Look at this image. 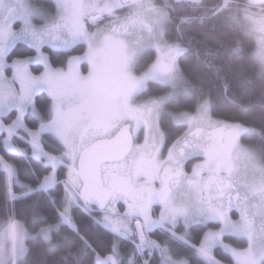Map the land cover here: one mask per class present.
<instances>
[{
  "label": "snow or ice",
  "instance_id": "6c2138e0",
  "mask_svg": "<svg viewBox=\"0 0 264 264\" xmlns=\"http://www.w3.org/2000/svg\"><path fill=\"white\" fill-rule=\"evenodd\" d=\"M213 20L236 37L188 35ZM244 37L254 41L256 71L229 76L222 58L242 57ZM18 44L35 54L12 59ZM47 49L66 63L53 67ZM188 56L195 78L180 66ZM256 79L262 126L218 118L213 91L250 111ZM45 92L41 115L36 98ZM164 125L182 130L171 143ZM246 135L264 138V0H0V150L22 158L28 181L0 155L13 205L0 221V264H28V241L61 236L74 264H222L216 249L229 264H264V148ZM17 202H30L29 221L17 218ZM73 209L111 234L109 248L81 234Z\"/></svg>",
  "mask_w": 264,
  "mask_h": 264
},
{
  "label": "trees",
  "instance_id": "16d2710c",
  "mask_svg": "<svg viewBox=\"0 0 264 264\" xmlns=\"http://www.w3.org/2000/svg\"><path fill=\"white\" fill-rule=\"evenodd\" d=\"M220 2V0H205V3L212 5L215 3ZM213 25H216V31L213 32L212 28ZM202 31H208L212 36L223 40L225 44L229 43L232 39L236 37L235 31L232 29H223L221 25H219L218 21H210L209 24L205 25L203 29L200 26H195L194 29H190L188 31V35H196L199 37ZM243 40V49L244 55L238 59H223L222 63L225 67V71L228 73L229 76H234L237 72L241 69L248 71L249 73H254L256 71L255 64L252 60H250L249 52L254 48V41L244 37ZM52 61L53 66L58 67L62 66V61L66 63V57L62 54H58L56 51L47 49L46 51ZM30 54H35L34 50L28 47L27 45L19 44L16 48L12 51L11 57H20L26 56ZM73 55H80L82 54L79 51H74ZM181 69L185 72L186 75L190 77H197L200 73V69L198 68L196 61L193 56H188L187 58H181L180 61ZM261 81L256 79L253 85L248 90V97L251 98L255 103L256 106L253 107L250 111L240 112L235 107L231 106L226 99L223 97L222 94L213 91V99L216 103V115L220 119L224 120H238L244 122L246 125L250 127H255L259 129L262 126L261 121V113L258 104L260 88H261ZM37 109L41 111V115L46 113V105L44 104L45 100H48L50 103V98L47 96L46 93H41L37 95ZM15 116L11 115V119H14ZM10 122L9 118H5ZM33 117L31 114H28L26 117V122L29 126H32ZM165 131L169 136L168 143H171V140L174 139L177 135L180 134L182 131L181 129H176L175 127L169 128L167 125H164ZM244 142L248 144H252L257 148H264V138L259 136H250L246 135L244 138ZM0 155L5 156V158L12 160L17 164L20 168L19 178L22 182H28L26 179L25 170L23 164L21 162L22 158L16 156H9L3 150H0ZM61 179H63V174L61 173ZM60 191L62 193L63 187L60 186ZM30 202H17L15 204V210L17 218L23 219L26 222L31 218V212L27 208V204ZM13 205L11 202H6L5 199V191L3 185V177L0 176V221L6 218L8 212L12 209ZM158 211V209L156 210ZM49 218L52 216V212L49 210L45 213ZM93 215L99 217L102 215L97 210L93 212ZM73 217L75 219L76 224L81 228V234L84 232H88L93 237V244L97 247L98 251H105V249L110 247V239L111 234L106 233L105 230L98 228L93 222L91 217L84 212L83 209H73ZM50 222H54L51 221ZM202 226L194 225L192 228V235L193 238L196 239L201 234ZM182 229V228H181ZM69 235V238L74 240L75 238L71 236L70 230L66 233ZM153 239L156 238L154 235ZM226 240L235 245L234 241L235 238L227 237ZM30 248V255L27 258L28 264H64V258L67 257V264H74V260L71 256L67 255V250L63 244V236L58 238V241H54L51 245H45L41 242L36 241H28L27 242ZM236 246V245H235ZM131 246L127 242H122L121 244V251L123 253H127ZM78 248V244L71 247L70 251L75 252ZM215 255L217 259L221 260L222 262L229 263L230 258L227 257L222 249H216ZM152 259H158V256L153 257Z\"/></svg>",
  "mask_w": 264,
  "mask_h": 264
},
{
  "label": "rangeland",
  "instance_id": "374dc122",
  "mask_svg": "<svg viewBox=\"0 0 264 264\" xmlns=\"http://www.w3.org/2000/svg\"><path fill=\"white\" fill-rule=\"evenodd\" d=\"M33 2L34 3H37V4H39V2L38 1H36V0H33ZM19 45V44H18ZM16 48V47H15ZM15 48H13L12 49V51L15 49ZM12 51L9 53V55H11V53H12ZM46 54L49 56V54L46 52ZM30 55H34V54H30ZM30 55H26V56H20V57H15V58H12V59H24V58H26L27 56H30ZM81 55V54H80ZM49 58H50V56H49ZM11 61H9V63H10ZM50 62H52L51 61V58H50ZM52 66H53V64H52ZM30 67V71L31 70H34L36 67H37V65H30L29 66ZM53 67H55V66H53ZM58 67H61V66H58ZM43 69H42V67H41V71H42ZM82 70H83V66H82ZM6 74L7 75H9V76H11V69H8V70H6ZM34 74H38V73H34ZM46 93V92H45ZM41 94V93H40ZM47 94V93H46ZM28 114H30V113H28ZM28 114H26V117H27V115ZM11 115V114H10ZM5 118H7V117H5ZM27 123V122H26ZM165 154H166V152H165ZM197 161H195V160H193V161H189V162H186V165H185V167H186V170L187 171H190L191 170V166H192V164H194V163H196ZM157 215H158V211H157ZM178 228H182V224H180V225H178L177 226ZM226 238L227 237H225V239H224V242L226 243V244H232V243H230V242H228L227 240H226ZM233 246H235L234 244H232ZM223 250V249H222ZM222 264H229V263H227V262H222Z\"/></svg>",
  "mask_w": 264,
  "mask_h": 264
},
{
  "label": "flooded vegetation",
  "instance_id": "af4514ba",
  "mask_svg": "<svg viewBox=\"0 0 264 264\" xmlns=\"http://www.w3.org/2000/svg\"><path fill=\"white\" fill-rule=\"evenodd\" d=\"M36 1H38L39 3H42V2H44V0H36ZM49 2H50V0H49Z\"/></svg>",
  "mask_w": 264,
  "mask_h": 264
},
{
  "label": "water",
  "instance_id": "95a60500",
  "mask_svg": "<svg viewBox=\"0 0 264 264\" xmlns=\"http://www.w3.org/2000/svg\"><path fill=\"white\" fill-rule=\"evenodd\" d=\"M99 212V210H97ZM100 213V212H99Z\"/></svg>",
  "mask_w": 264,
  "mask_h": 264
}]
</instances>
